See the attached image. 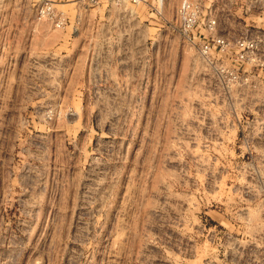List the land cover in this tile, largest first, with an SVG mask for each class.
I'll use <instances>...</instances> for the list:
<instances>
[{
    "label": "rangeland",
    "instance_id": "374dc122",
    "mask_svg": "<svg viewBox=\"0 0 264 264\" xmlns=\"http://www.w3.org/2000/svg\"><path fill=\"white\" fill-rule=\"evenodd\" d=\"M40 1L0 0V264H264V0Z\"/></svg>",
    "mask_w": 264,
    "mask_h": 264
},
{
    "label": "built area",
    "instance_id": "2783aa9c",
    "mask_svg": "<svg viewBox=\"0 0 264 264\" xmlns=\"http://www.w3.org/2000/svg\"><path fill=\"white\" fill-rule=\"evenodd\" d=\"M86 1L90 5H97L103 0ZM129 1L138 3L141 0ZM36 9L40 18L50 20L57 27L61 28L63 26L65 17H63V13L57 11L51 0H41ZM169 26L182 33L187 40L196 41L201 55L206 58L211 57L214 52L222 53L226 51L230 44L225 35L218 33L217 18L211 12L208 16L201 18L200 5L192 1H184L176 8L174 19L169 23ZM197 37L200 39L199 42ZM236 44L243 50L241 57H244L245 53L254 50L256 40L245 37L238 39Z\"/></svg>",
    "mask_w": 264,
    "mask_h": 264
},
{
    "label": "crops",
    "instance_id": "0c3cea01",
    "mask_svg": "<svg viewBox=\"0 0 264 264\" xmlns=\"http://www.w3.org/2000/svg\"><path fill=\"white\" fill-rule=\"evenodd\" d=\"M125 1H127V2H131V3H134L135 4V2H132V1H129V0H125ZM142 2L143 1H145V2H147L146 4L148 5V7L150 8V10H154V9H156L157 11H158V8L159 7H162V8H164V0H156L155 2H151V1H146V0H141ZM105 2H107L106 0H103L100 4H99V6H101V7H104V5L106 4ZM160 2V3H159ZM139 3V2H138ZM98 5V4H97ZM107 5H108V3H107ZM178 7V6H177ZM176 7V8H177ZM156 13V12H155ZM175 15V14H174ZM173 19H174V16L168 21L169 23H171L172 21H173Z\"/></svg>",
    "mask_w": 264,
    "mask_h": 264
}]
</instances>
